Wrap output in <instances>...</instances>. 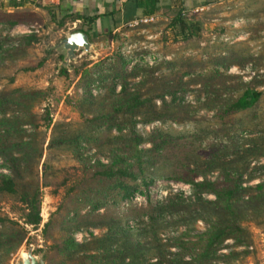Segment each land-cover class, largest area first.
I'll return each instance as SVG.
<instances>
[{"label":"rangeland","instance_id":"rangeland-1","mask_svg":"<svg viewBox=\"0 0 264 264\" xmlns=\"http://www.w3.org/2000/svg\"><path fill=\"white\" fill-rule=\"evenodd\" d=\"M16 2L17 0H0V29L4 27L1 22L6 16L17 12L28 14L38 25H45L47 28L38 33L35 28L30 29L32 32L27 34H35L38 41L17 57L0 62V91L20 89L42 92L32 103L30 110L38 125L34 145L41 157L33 160L31 174L25 175L23 179L29 188L34 189L36 183L40 186L41 221L37 227L25 225L24 216L28 211L19 197L0 194V218L16 223L17 225L11 226L13 230L25 231L21 242L13 239L5 245V240L0 241V264H21L22 254L29 251L45 264L88 263L85 256L95 254L92 238H102L109 229L115 232L117 226L129 227L130 234L132 232L134 235L139 232H154L162 243L186 232L195 236L207 228L206 215L195 203L191 186L162 178L149 187L147 195L136 193L129 201H120L111 194L102 208L92 212L84 200L83 191L88 186L94 188L89 193L90 198L94 199L97 197L96 189H103L104 184L96 183V179L91 176L93 171L85 168L83 161L72 149L49 147L51 139L61 134H83L91 138L85 144L84 153L88 157L108 164L112 158L111 153L130 156L131 147L124 144L127 143V130L121 134L125 135L121 139H118L119 133L113 129L107 132L90 130L87 120L93 116L92 111L86 105L80 110L77 107L83 84L80 74L85 69H91L93 64L119 53L126 58H134L136 52L144 50L148 54L143 55V64L150 68L155 59L159 62V67L154 71V77L159 80L142 87L140 90L144 94L150 90L161 93L162 88H165L161 79H169L174 87L182 74L192 72L193 75L200 73L208 76L216 70L221 76L208 78V83L203 86L206 89L203 91L204 99L207 96L214 99L220 93L226 99L235 100L246 89L259 92L261 95L256 104L239 112H217L218 109L206 107L187 118L183 109L170 108L169 115L179 123H174L172 119L164 124L158 121L143 123L144 117L141 115L134 120L136 131L142 139L139 145L141 149L151 148L147 136L156 128L169 136H182L189 143L184 149L185 163L202 172V175L193 177L197 182L203 178L215 180L225 167L243 172L245 178L250 174L255 176L244 186L254 187L264 182V0H221V4L207 11L185 14L187 20L200 24L198 35L187 41L174 40L169 28L170 19L175 17L176 11L168 16L166 22L152 21V26L142 30L133 31L126 27L116 33L115 37L95 36L92 37V50L86 54L80 49L75 53L76 59L66 66L63 65L65 51L60 44L72 31L68 27L56 28V23L53 24L45 10H35L29 3L16 8ZM42 3L46 4V1L43 0ZM33 11L37 13H32ZM18 32L15 27L10 30L11 35H20ZM39 63L42 66L36 68ZM132 66L133 62H130L126 65V70L130 71ZM62 68H66V74L61 73ZM182 76L185 85L194 79L189 75ZM138 80L129 77L127 82L131 87ZM186 88L200 89L199 85L192 82ZM115 91H119L118 86ZM99 93L100 90L92 89L93 95ZM197 94L196 91H187L184 95L185 103L197 107L194 99ZM166 100L169 101L170 98ZM159 104L160 100H156V105ZM47 118L50 120L48 127ZM127 160L131 162V159ZM1 163L0 159V165ZM0 173L10 174V171L1 168ZM172 186H177L176 192ZM186 186L189 190L184 189ZM178 194L186 200L184 204L176 209L171 204L168 205L169 212L156 223L149 224L148 216L153 213L155 205L169 195ZM205 198L214 200L212 195ZM253 211L250 210L247 217L243 216L240 223L249 234L248 246L235 247L232 240L225 241L215 264H264V210L254 211L257 216L252 215L255 214ZM47 223L49 227L43 232ZM3 229L0 227V231ZM69 234L75 237L77 243L90 240L92 243L89 250L83 247L70 255L59 252L62 241ZM119 234L121 233L109 242L104 241L103 245L107 246L112 241L114 248L121 251V255L112 256L115 262L126 258L124 262L128 264L131 245L129 246L127 235L123 234L120 238ZM77 237L80 239L76 240ZM148 240L140 239L143 247L139 252L138 264L155 262L157 243L151 242L153 247H150ZM146 243L148 246H144ZM170 251L174 252L175 249L171 248ZM230 251L233 252L232 255H229ZM99 254L101 256V252ZM185 260L189 258L185 257Z\"/></svg>","mask_w":264,"mask_h":264},{"label":"trees","instance_id":"trees-1","mask_svg":"<svg viewBox=\"0 0 264 264\" xmlns=\"http://www.w3.org/2000/svg\"><path fill=\"white\" fill-rule=\"evenodd\" d=\"M147 3L146 5H151L154 1H148ZM21 4L22 0L15 3L14 7ZM10 15L8 14L7 18L1 22L4 25L0 29L1 63L7 59L17 57L26 48L38 41L35 34L11 35L10 30L13 27L19 24H27L30 17L28 14L19 12ZM199 27V23L187 20L182 14H177L169 24L176 41H187L197 36ZM147 54V51L139 50L134 54V58H126L119 53L114 57L107 58L105 61L93 64L91 69H85L83 74H80L83 84L81 87V100L77 107L80 110L82 106L86 105V108L92 111L93 116L87 120L89 129L105 130L106 132L112 129L116 130L119 133L118 139L124 137L125 135L121 134H124L123 132L127 130L128 135L127 140H125L127 143L124 144L130 145V156H122L112 150L114 153H111L112 158L108 164L88 157L87 153H84L85 144L91 138L83 134L77 136L68 133L61 134L51 139L49 147L72 149L74 154L83 161L85 168L93 171L91 176L96 179V183L104 184L103 189H96L95 191L98 198H90L89 193L94 190L90 186L87 187L86 191H83L84 200L90 206L92 212L102 208L111 194L118 197L120 201H129L136 193L147 195L149 187L157 179L162 178L181 181L191 186L195 203L199 205L201 212L206 215L207 228L198 235L190 236L186 232L173 236L162 243L154 232L148 234L139 232L134 235L132 232L130 234L129 227L117 226L115 232L109 229V232L102 238L93 237L91 241L95 246V254L85 256L89 261L88 263L79 264H126L124 262L126 258L123 257L122 261L115 262L116 260L112 256L121 255V251L114 248L112 241L109 244L107 243V246L103 245L105 242L113 240L118 233H121L119 234L120 238L123 237V234L127 235L129 246L131 245L127 257L130 260L128 264H138L139 252L143 247L140 239H149L148 243L150 245L151 242L157 243L155 262L150 264H215L217 254L225 241L232 240L235 247L248 246L249 234L240 224L242 218L243 216L247 217L250 210L255 212L264 210V182H260L254 187L244 186L245 183L255 178L253 174L245 178L243 172L225 167L222 168V172L215 180L210 181L203 178L202 181L197 182L193 177L199 174L202 175V172L198 168H191L185 163L184 149L189 143L182 136H169L156 128L147 136L151 148L141 149L139 145L142 139L136 131V121L134 120L136 116L141 115L144 117L143 123L158 121L164 124L168 119H172L171 121L174 123H179L177 119L169 115L170 108L183 109L187 114V118L192 117L201 108L206 107L208 109H218L217 112H239L252 108L261 94L246 89L235 100L226 99L220 93L215 95L216 99H210L209 96L204 99L203 91H206V89L203 88L208 83V78L221 76L218 70L208 76L200 73L193 75L192 72L182 74L189 75L194 79L185 85L182 82L183 76L181 75L178 77L175 85L177 87L174 86L175 88L170 84L169 79H161L162 86H165V88H162L161 93L150 90L144 94L140 90L142 87L159 80L154 77V71L159 67L157 59L150 68L142 62L143 55ZM130 62H133V66L130 71H127L126 65ZM41 66L42 63H39L36 68ZM61 73L66 74V68H62ZM129 77L131 79L138 78L139 80L137 83L131 84L130 87L127 82ZM191 82L199 85L200 89L188 90L186 87ZM223 85H225V82ZM116 86L119 87L118 92L115 91ZM92 89L100 90L101 93L93 95ZM178 91L181 94L177 95L176 92ZM187 91L198 93L194 98L197 107L185 103L184 95ZM41 95V91L34 90L0 91V159L2 160L0 169L5 168L10 171V174L0 173V194L18 196L28 211L24 216V224L33 227H37L41 221L39 216L40 186L36 183L34 189L29 188L28 185L24 184L23 179L25 175L31 174L33 160L41 157L34 145L38 125L35 124V117L30 111L32 103ZM168 97L170 98L169 101L166 100ZM156 100H160L159 105H156ZM49 124L50 120L47 118L46 127ZM127 159H131V162H128ZM207 195H212L214 200L206 199L205 196ZM185 201L179 194L169 195L162 202L155 205L153 213L148 216V221H150L148 223L154 224L164 217L169 212L168 205L171 204L176 209L183 205ZM252 215L257 216L256 213ZM12 225L17 224L0 218V227L4 228L0 231V241L5 240V245L13 239H18V242H21L25 235L24 230L15 231L11 227ZM48 227L49 223L45 224L43 232ZM191 238L193 240H190ZM89 241L77 243L75 237L69 234L62 241V248L59 249V252L70 255L82 250L83 247H87L86 249L89 250L92 243ZM148 243L144 246H148ZM150 247H153V245ZM171 248H174L175 251L171 252ZM9 250L10 248L7 252ZM232 254L233 252L230 251L229 255ZM185 257H188L189 260H185Z\"/></svg>","mask_w":264,"mask_h":264},{"label":"crops","instance_id":"crops-1","mask_svg":"<svg viewBox=\"0 0 264 264\" xmlns=\"http://www.w3.org/2000/svg\"><path fill=\"white\" fill-rule=\"evenodd\" d=\"M20 1L17 0V2ZM45 1L46 4L42 3L43 0H22V4L16 8L29 3L34 6L35 10H45L53 24L56 23V28L68 27V30L72 31L71 33L82 32L86 34L91 44L90 51L93 47L92 37H115L116 33H120L126 27L138 31L152 26L154 22H166L168 16L174 11L177 14H183V16L185 14L192 15L221 4V0H153L154 3L151 5L146 4L152 0H123V2L116 0ZM32 13L36 14L37 12L33 11ZM174 18H171L170 22ZM146 19H152L153 23L152 21L151 23H143V20ZM15 28L19 32L35 28L36 33L47 29L45 25H38L31 17L27 24H19ZM20 35L28 34L22 33Z\"/></svg>","mask_w":264,"mask_h":264},{"label":"water","instance_id":"water-1","mask_svg":"<svg viewBox=\"0 0 264 264\" xmlns=\"http://www.w3.org/2000/svg\"><path fill=\"white\" fill-rule=\"evenodd\" d=\"M65 51V58L63 65H67L71 61L76 59V54L80 49L83 53H89L91 44L88 40V36L82 32H73L65 37L60 44ZM21 264H45L43 260H40L32 255L31 251L27 253V257L22 260Z\"/></svg>","mask_w":264,"mask_h":264},{"label":"built area","instance_id":"built-area-1","mask_svg":"<svg viewBox=\"0 0 264 264\" xmlns=\"http://www.w3.org/2000/svg\"><path fill=\"white\" fill-rule=\"evenodd\" d=\"M116 1H118V2H123V0H116ZM152 21V19H146V20H143V23H147V22H151ZM32 31L31 30H24V31H22V32H18V33H20V34H27V33H31ZM173 187V189H174V191L176 192L177 191V186H172ZM180 189H182V188H180ZM184 189H187V190H189V188L186 186V187H184ZM182 191H183V189H182ZM185 193V192H184ZM188 194H189V191L187 192ZM80 239V238H79ZM78 239V237L76 238V240H79ZM21 259H23V258H21Z\"/></svg>","mask_w":264,"mask_h":264},{"label":"bare ground","instance_id":"bare-ground-1","mask_svg":"<svg viewBox=\"0 0 264 264\" xmlns=\"http://www.w3.org/2000/svg\"><path fill=\"white\" fill-rule=\"evenodd\" d=\"M21 257L25 259L27 257V253H23Z\"/></svg>","mask_w":264,"mask_h":264}]
</instances>
